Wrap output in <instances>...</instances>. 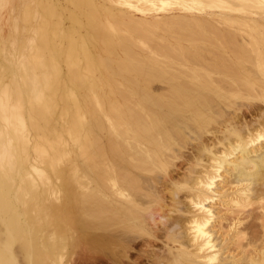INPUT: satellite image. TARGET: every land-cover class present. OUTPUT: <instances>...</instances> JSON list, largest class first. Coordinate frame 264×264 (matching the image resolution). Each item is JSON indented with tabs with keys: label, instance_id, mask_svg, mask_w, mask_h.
<instances>
[{
	"label": "bare ground",
	"instance_id": "6f19581e",
	"mask_svg": "<svg viewBox=\"0 0 264 264\" xmlns=\"http://www.w3.org/2000/svg\"><path fill=\"white\" fill-rule=\"evenodd\" d=\"M0 5V264H264V0Z\"/></svg>",
	"mask_w": 264,
	"mask_h": 264
},
{
	"label": "rangeland",
	"instance_id": "374dc122",
	"mask_svg": "<svg viewBox=\"0 0 264 264\" xmlns=\"http://www.w3.org/2000/svg\"><path fill=\"white\" fill-rule=\"evenodd\" d=\"M26 2H35V0H10V5L12 7V9L16 8L18 5L22 4V3H26ZM12 3V4H11ZM3 5H0V13L3 11ZM9 8V7H8ZM241 10V9H240ZM236 11V10H235ZM132 14L135 15L136 17H147V18H155L156 15H162V14H167L170 11H157V12H147V13H142V12H137L136 10L132 9L131 10ZM212 13V12H216V11H211L209 9H207V12L204 13ZM193 14H198L196 11L192 12ZM95 263V262H94ZM93 264V263H92ZM97 264V263H96Z\"/></svg>",
	"mask_w": 264,
	"mask_h": 264
},
{
	"label": "clouds",
	"instance_id": "9594fccd",
	"mask_svg": "<svg viewBox=\"0 0 264 264\" xmlns=\"http://www.w3.org/2000/svg\"><path fill=\"white\" fill-rule=\"evenodd\" d=\"M207 241V246L209 249H211L213 246L211 244V237L210 235H204L203 237ZM207 264H216V258L215 257H210L207 261Z\"/></svg>",
	"mask_w": 264,
	"mask_h": 264
}]
</instances>
